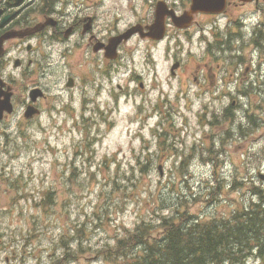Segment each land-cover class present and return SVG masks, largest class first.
<instances>
[{
    "label": "rangeland",
    "instance_id": "obj_1",
    "mask_svg": "<svg viewBox=\"0 0 264 264\" xmlns=\"http://www.w3.org/2000/svg\"><path fill=\"white\" fill-rule=\"evenodd\" d=\"M70 43L74 42H65L62 47L65 51L76 52V48L67 47ZM158 67L160 80L174 82L167 70ZM5 74L8 75L6 70ZM15 78V112L0 120V264H72V256H80L87 262L96 260L91 264H104L97 253L105 246L104 241H97L95 235L90 240L84 236L79 254L73 253L72 247H67L69 228L75 225L81 227L83 223L87 228H91L90 225L99 228L94 229V234L104 238L107 234L118 232L120 238L123 236L130 240L140 239L153 243L159 234V217L173 214L176 207L173 204H177L180 212L194 213L206 220L212 216H221L213 214L212 207L204 209L209 206L213 194L214 199L223 196L222 201L228 200V195L234 198L235 183L240 176L237 163L247 156L240 149H229V153H233L231 162L234 164L232 168L228 167L226 179L222 176L226 170L216 169L218 178L224 181V184L217 185L220 191L216 194V187L210 185L211 171L197 169L185 172L184 177L189 181L180 183L179 177L183 176L174 170L173 156L166 160L163 156L159 161L163 165L162 175L157 164H137L136 155H140L145 162L146 154L141 153L142 139L129 131V128H138V125L131 124L130 113L142 100L149 106L157 100L173 99L177 88L168 87L164 82L159 86H156L158 83H148L147 75H144V87L132 90L131 94L120 93L122 97L118 101V111L113 109L115 104H111L112 111L107 115L117 128L116 131L100 141L94 138L93 147L84 145L81 147L82 153L75 155L76 148L80 149V142L91 141L81 140L78 134L71 136L68 129L60 137L56 133L52 134V114L48 104L38 119L27 122L19 118L27 91L39 86L48 94L55 81L54 76L35 80L36 76L33 75L30 81L25 75ZM119 83L125 85L124 81ZM142 90H145L143 94ZM229 103L232 108L235 107V102L230 100ZM165 109L163 107L162 111ZM253 112L249 114L250 123ZM258 117L261 120L263 115L259 114ZM101 126L110 128L106 123ZM190 127L177 126L178 133L184 137L183 140L177 138L179 146L187 150L195 145L201 148L202 153V140L206 144L212 141V128L208 126L206 132L194 135ZM217 129L222 128L219 125ZM259 129L253 131L254 136L263 132V128ZM254 141L252 144L260 140ZM240 142L245 143L242 139ZM154 147L158 146L153 145L151 149ZM247 148L254 150L249 146ZM88 158H92L93 162L89 163ZM260 161L246 172L252 181L238 190V202H245V196L249 198V186L257 182L258 172L264 174V155ZM67 166L79 169L73 170ZM239 166L241 171L242 165ZM220 206L224 209L225 204ZM244 206L245 203L241 207ZM144 224L148 227H143ZM107 225L109 227H104ZM139 229L144 230L142 234L137 233ZM146 231L151 232V239L146 237ZM109 243L112 244V241ZM244 264H264V259L251 255Z\"/></svg>",
    "mask_w": 264,
    "mask_h": 264
},
{
    "label": "flooded vegetation",
    "instance_id": "obj_2",
    "mask_svg": "<svg viewBox=\"0 0 264 264\" xmlns=\"http://www.w3.org/2000/svg\"><path fill=\"white\" fill-rule=\"evenodd\" d=\"M97 9L101 11L98 12ZM111 9L109 0H2L0 38L15 35L6 38L1 49L0 84L2 98L6 91H11V102L12 104L16 102L17 93L12 90L13 82L16 81L15 77L25 75L30 81L34 74L31 65L34 61L38 62V54L44 52L49 53L51 56V63L43 66V70L56 76L57 83L55 84L63 82L66 90L77 89L78 84L86 79L96 84L98 77L102 76L101 64L98 59L103 58V51L96 52L94 49L96 42H84L83 40L87 36V30L92 32L93 29L99 28L102 23L110 20L109 13ZM119 29L123 31L121 28L114 27L113 32L119 33ZM99 34L100 32H98V36ZM97 41L102 42V44L105 43V41ZM65 42H74L67 45V47L76 48L77 51L74 53L68 50L65 51L62 47ZM259 43L260 41L256 50L251 53H240L232 50L224 57H219L213 53L210 58L219 60L222 64L217 79L212 68L195 70L200 78L198 85L201 90L197 95L203 98L199 100V107L206 109L208 104L217 103L212 112L201 110L203 117L209 125L215 126V123H224V129L217 134H223V138L219 142L220 147L225 150L229 149L230 144L235 146L238 142L236 134L239 132V136L246 138L245 135L248 132V140L246 139L244 144L250 142L249 147L258 150L252 153L249 169L252 165L257 164L264 155V141L262 139L264 138V79L263 82L259 81V74L257 75V58L262 59L264 50H260ZM100 46L105 51V46ZM10 55H16L21 59V65L12 69L11 72L6 65V59ZM87 57L91 59L81 65V58ZM262 61L264 62V57ZM74 63L78 65L75 66ZM218 67L220 68V65ZM5 70H8L10 74L6 75ZM111 72L107 71V76ZM256 76H258L257 79ZM70 79L72 85L68 88L66 82ZM35 80H38V78H35ZM34 88H41L46 92L42 87L34 86L27 91L24 102L29 101L31 90ZM208 97L214 101L208 102ZM48 98V95L39 90L36 101L27 105L33 104L41 113L40 105L43 100ZM230 100L235 102V107L239 109L235 111L233 118L231 117ZM250 100L255 101L254 104ZM248 102L250 107H255L251 123L243 117L244 114L246 117L248 116V111H245V113L240 112L241 106H246ZM224 105L227 107L225 108ZM52 107V117H56L58 113H63L60 104H52ZM65 112L66 114L70 113L71 119L67 118L71 121L85 122L84 125L89 130L96 128L87 126L86 123L97 122L98 116H101L98 114L97 104L92 100L88 103L84 91H82L81 102H77L71 95L68 96ZM259 114H262L263 117L258 122ZM8 116L3 113V119ZM34 118L28 121H33ZM259 128H263V132H259L258 136H254V132L259 131ZM250 133L252 135H249ZM233 139L236 142L232 143ZM255 139L260 141L252 144ZM257 177L264 182L263 173H258Z\"/></svg>",
    "mask_w": 264,
    "mask_h": 264
},
{
    "label": "trees",
    "instance_id": "obj_3",
    "mask_svg": "<svg viewBox=\"0 0 264 264\" xmlns=\"http://www.w3.org/2000/svg\"><path fill=\"white\" fill-rule=\"evenodd\" d=\"M258 197L245 215L235 212L236 225L222 231L209 224L195 228L192 222H164L162 243L156 246L159 262L154 264H244L254 254L264 256V191L250 187ZM187 221V220H186ZM230 222V223H231ZM239 227L241 230H237Z\"/></svg>",
    "mask_w": 264,
    "mask_h": 264
}]
</instances>
